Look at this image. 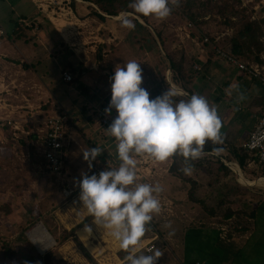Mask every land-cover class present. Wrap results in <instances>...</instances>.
Here are the masks:
<instances>
[{"label":"rangeland","instance_id":"obj_1","mask_svg":"<svg viewBox=\"0 0 264 264\" xmlns=\"http://www.w3.org/2000/svg\"><path fill=\"white\" fill-rule=\"evenodd\" d=\"M240 1L238 7L246 8L244 14L249 15V20L264 16L261 9L264 0ZM3 2L0 1V12L5 19L1 20V24L7 31L10 29L7 17L18 20L19 13L9 11L7 2L10 0ZM52 2L40 1L45 9H36L38 21L28 22L31 23V29L25 26L26 32L19 37L22 43L30 42L35 48L36 59H14L10 53L0 55V81L10 92L0 95L4 94L6 100L14 107L23 106L27 102L31 103L33 108L39 106L38 109L42 110L55 109V104L64 109L65 103L74 105L77 112L69 124L73 123L77 128L80 139H77L78 145L68 152L63 171L56 176L44 168L34 145L27 143L23 135L16 138L7 128L0 127V264H41L38 256L46 252L52 253L51 264H127L125 257L132 254L131 250H123L119 246L113 251L107 249L111 242L104 238V231L96 232V236L89 240V246L77 236V230L91 225L94 218L76 228L75 232V236L92 259L85 255L77 241L67 239L57 244L55 240L63 228L69 229L89 215L87 209L83 212L84 206L79 199L81 173L99 174L104 169L115 168L120 164L116 148L118 142L112 135L110 137L106 129L117 112L102 114L109 105L110 77L113 73H102L101 76L97 71L95 75L92 73L99 67H112L113 60H120L121 67L129 60H138L142 68L141 87L148 91L150 99L171 87L170 82L175 88H180L181 84L189 86V82L197 78V92H194L211 102L210 99L217 94L216 90L223 86L228 70L222 67L220 61L212 58L214 64L217 62L218 69H213L214 72L209 70L206 75L202 74V65L193 63L194 54L190 45L185 43L182 46L178 41V26L188 20L179 14L170 12L164 19L152 15L144 16L130 7L131 2L127 10L116 15L103 12L92 0ZM46 3L48 7L44 6ZM24 5L27 7L26 3ZM214 11L210 12L211 15L207 14L202 19L204 22L195 27L200 31V36L205 34L213 44L229 49L228 38L234 32V26L224 24V18ZM122 13L133 19L134 29L121 26L118 16ZM234 20L236 21L237 17ZM263 30L264 24H261L260 39L264 41ZM47 42H52L51 46L47 45ZM178 45H181L180 50ZM207 50H211V47L207 46ZM185 53L188 56L183 58ZM179 56L181 59H187L184 66L188 68L189 74L185 71L180 76L177 68L175 71L170 68L169 60L177 64ZM68 62L74 71L68 68ZM38 63L40 65L36 70L34 66ZM193 64L200 68L196 70L192 67ZM231 69L235 71L234 68ZM62 70H68L74 76L67 86L59 79ZM176 73L182 82L174 81ZM236 90H231L234 92L231 98L225 94L221 102L213 104L217 113L220 109L222 111L221 103L224 104L226 109L218 113L222 119L220 133L233 142L243 138L244 131L252 126L258 114L254 109L248 108V103L236 98ZM245 96L249 97L248 94ZM188 97L189 95L178 96L174 100H186ZM104 117L108 119L106 124L102 123ZM219 141H222V137ZM93 144L102 148L100 154L105 155L106 165L96 158L89 168L88 162L83 159V150L93 147ZM171 157L156 161L146 154V159L141 162L145 170L147 168L152 175L151 184L158 183L162 188L160 193L170 198L173 204L171 207L166 206L170 211L163 208L161 213L153 214L151 223L146 226V231L136 246L135 254L150 255L159 251L161 255L156 264H179L180 241L174 235L177 225L184 232L189 225H205L206 221L213 220L217 226L222 222L231 237L239 238L238 242L253 228L237 249L226 251L221 247L215 256L211 255L209 249V231L204 230L201 235L194 236L193 230H189L184 236L187 257L206 259L202 260L203 264H210L211 261L214 264H264V201L253 211L264 198V165L256 158L248 156L244 166L239 165L240 169H237L233 164L238 163L234 154L227 157L223 155L224 160L239 171L241 175L238 176L224 165H220L224 161H220L218 154L203 152L199 158L188 160L178 153ZM133 158L138 161L139 155L133 154ZM185 167H190V174L183 172ZM237 179L241 182L238 183ZM197 180L200 184L206 180L208 185L200 187ZM243 180L250 183H244ZM141 183L145 181L142 179ZM243 183L245 185H242ZM251 217L254 218L253 226ZM180 218L184 221L180 222ZM39 222L51 230L49 232L47 229L53 240V244L43 252L29 235V231ZM167 236H171L170 239H167ZM149 241L154 244V248L147 251ZM2 242L9 244L12 252H8L6 259L2 257ZM91 246H96L97 250L94 252ZM207 261L210 263H206Z\"/></svg>","mask_w":264,"mask_h":264},{"label":"clouds","instance_id":"obj_2","mask_svg":"<svg viewBox=\"0 0 264 264\" xmlns=\"http://www.w3.org/2000/svg\"><path fill=\"white\" fill-rule=\"evenodd\" d=\"M176 0H131L130 7L138 14L166 18L170 4ZM122 27L134 29L133 19L120 14ZM142 68L138 60H129L115 67L110 77V100L105 112L114 108L117 115L106 128L118 142L116 145L120 164L104 169L99 174L81 173L79 199L94 217L96 225L106 228L123 250H131L125 257L127 264H156L159 251L150 255L135 254L146 226L161 210L158 194L162 191L158 183H138L136 159L133 154H148L156 161H164L174 153L186 160L201 156L206 140L218 142L221 138L222 121L216 107L206 97L196 93L188 99L174 100L184 96L174 87L150 99L141 87ZM102 148L83 150V159L92 167V160ZM190 167L183 172L190 174ZM84 231L91 232L85 225Z\"/></svg>","mask_w":264,"mask_h":264},{"label":"built area","instance_id":"obj_3","mask_svg":"<svg viewBox=\"0 0 264 264\" xmlns=\"http://www.w3.org/2000/svg\"><path fill=\"white\" fill-rule=\"evenodd\" d=\"M32 1L37 9L40 10L45 9L43 3H40V1L53 3V0ZM46 4L44 6L48 7V4ZM178 31L180 32L178 36L180 43L183 44L185 40H190L201 52H206L205 46L209 45L214 59L228 66H233L237 70V74H245L250 78L264 82V47L258 54L257 59L242 58L232 53L229 49L224 48L222 45L213 44L205 34L200 38V31L189 20H186L182 25L178 26ZM2 34H4V30L0 28V35ZM261 41L264 43L263 40ZM194 68L198 70L200 66L195 64ZM61 77L64 82H70L74 76L70 71L62 70ZM0 89V93H10L8 92L7 86L1 81ZM3 95H0V127L7 128V131L16 138L23 135L27 143L34 145L36 153L42 158L44 168L56 176L60 175L63 171L68 152L73 145L77 144L76 138L73 135L72 126L69 124L71 118L68 116L67 111L56 104L55 109L48 110L38 109L39 106L33 108L31 103L28 104V102L23 104V106L15 105L14 107ZM107 121L108 119L106 117L102 118L103 124L108 123ZM241 148L252 159L256 158L260 164L264 165V101L260 108L257 121L254 127L248 132L246 139L242 142ZM145 157L146 154H140L138 161L136 160L137 182L141 183L143 179L145 183L151 184L150 177L152 175L141 164L142 160L144 161L146 159ZM158 199L161 203L160 211H163V208L166 209L167 205L171 207L173 204L172 200L165 197L162 193L158 194ZM170 210L167 208L166 211ZM221 229L223 232L226 231L224 227ZM148 243L149 245L146 247L147 251L154 248L152 242L150 243L149 241Z\"/></svg>","mask_w":264,"mask_h":264},{"label":"crops","instance_id":"obj_4","mask_svg":"<svg viewBox=\"0 0 264 264\" xmlns=\"http://www.w3.org/2000/svg\"><path fill=\"white\" fill-rule=\"evenodd\" d=\"M0 1L1 2H3V1L7 2V0H0ZM24 3L27 4V7L24 5ZM7 6H9L8 9L12 13L18 12L19 18L17 20V19H13L10 16L7 17L6 20L10 24L9 25L10 29L6 31L1 24V20L3 21L5 18L3 17L2 12H0V28H2L5 32V34L0 35V55L4 56V55H8V53H10V55H12L11 57L14 59H16V57L20 58V59L22 57H27L28 59H36L37 53L35 51V48L29 44L30 42H23L22 43L21 38L16 37V34H15L17 32L16 29L18 27L24 26V29H25V26H26L27 28L31 29L30 28V27H32L31 23L29 24L28 22L33 20V23H36L38 21L36 19L37 18L36 17V13H37L36 5L33 3L32 0H10V2H7ZM25 12H27V13H25ZM18 42H21L22 44H18ZM185 43H188L187 45H190V49L192 51V54H194L193 63L194 62L200 63V64L204 63L206 58L208 57V52H210V50H207V46H205L206 52H201L200 49L195 47L193 42H191L190 40H185L183 44L181 43V45L184 46ZM181 45L178 46L179 50H180ZM25 46H27V47H25ZM186 56H188L187 53L184 54L183 58ZM182 59H181V57L178 58V62L175 65V69H174V71L176 70V68L180 69V71H181V72H179L180 76H182L185 71H186V74H189L187 72V71H189L188 68H186V65L184 66L187 59H183V60ZM113 62H114V65H112V67H110V68H100V67L96 68L95 71L92 73V75H95L96 71H97V74H99L100 76L102 73H109V74L114 73L115 67L116 66L119 67V66H121V64H120V60L118 62L116 60H113ZM216 63L217 62L215 61V64L210 69L212 72H214L213 69H215V68L218 69L217 68L218 66ZM221 64H222V67L227 68L228 72H227V74H225L226 77H225V82H224L223 86L216 90L217 94H215V96L210 99L211 102H209V104L213 106V104L215 102L216 103L221 102L223 100L225 94L231 98L232 96H234V94H233L234 92L231 90L237 89L236 90L237 94L235 93L236 98H238L239 101L245 102L246 104L248 103V106H249L248 108L254 109V112H258V114H256L255 120H254L252 126L248 130L244 131L242 139L238 138L237 141L233 142L231 139H228L227 136H225V138H224V136H221L222 137L221 142L220 141L214 142V143L218 144L219 149H217L216 151H206V152L204 151V153H209V154H214V155L218 154L220 161H224V162L220 163V165H224L226 169H230L234 173H237L239 176V175H241L239 173V171L233 169L232 165H230L228 162H226L224 160L223 155L227 157V156H230V154H233V151L231 150V145H234L236 148L240 147L242 142L245 140L248 132L254 127V125L257 121V118L259 116V113H260V108H261L263 101H264V82H261L258 79L250 78L244 74H237V70L233 66H228V65L224 64L223 62H221ZM39 65H40V63H38L37 65L35 64L34 69L38 70ZM192 67H194V64ZM231 68H234L235 71H233ZM175 75H177V73ZM60 76H61V74L58 76V78ZM175 78H177V82L175 81L176 83L182 82L181 79H179L178 75ZM59 79L64 84V86L68 85V82H64L62 80V77ZM84 79H86V78H84ZM52 80L54 82V79H52ZM196 81H197V78H194V79H192L191 82H189V86L187 84H185V86H184V84L183 85L181 84V87L177 88V89L182 90V91L185 90L186 92L185 91H183V92L186 93V95L190 96L191 94L197 92V88L195 87ZM240 83H242V84H240ZM170 84H171V87H174V85L171 82H170ZM239 84H240V86H238ZM98 86L100 87V83ZM245 94H248L249 97L246 98L247 95L245 96ZM57 100H58V98H57ZM65 104H66L65 109L67 110V113H69V115H71L70 117L72 119L73 118L72 116L76 115L77 111L74 110L75 109L74 105L73 106L69 105V103L68 104L65 103ZM221 104H222L221 107H223V108H222V111H221V109H220V111L218 110L219 111L218 113H221L226 109L224 104L223 103H221ZM98 111H99V113H102V112H100V110H98ZM110 112L114 113V112H116V110H110L108 113H110ZM106 113L107 112H103L102 114L105 115ZM71 126H72V130H73V135L75 136L76 141H77V139H80L78 134H77V131H76L77 128L73 125V123L71 124ZM81 132H83V130ZM85 134H86V132H85ZM110 137H112V136L110 135ZM238 141H239V143H238ZM77 143H78V141H77ZM225 146H226V148H225ZM71 148H75V145H73ZM202 153H203V151H202ZM233 164L236 165L237 169H240L238 163L235 162ZM236 181L238 183L241 182L239 179H237ZM243 181H244V183H246L245 180H243ZM244 183L242 185H245ZM197 184L200 187H204V186L208 185V182L206 180H203L200 184L199 180H197ZM206 192H207V190H206ZM217 193L220 194V192H217ZM261 201H264V198L258 202L256 207L253 208V211L256 210V208L261 204L260 203ZM219 202L221 203V201H219ZM212 217L214 218L216 216H212ZM228 218L229 217H227V219ZM250 219H251L250 221H251L252 226H253L254 218L251 217ZM182 221H184V220H182L180 218V222H182ZM204 224L205 225H197V224L196 225H194V224L189 225L187 227V230L186 231L184 230V232H182L180 226L177 225V230L175 231L174 235H175V237L177 236V238L180 241L181 249H180V254L178 255L179 256V259H178L179 264H196V263L203 264L202 260H206V259L201 260V259L194 258V257H187L186 252H185L186 247L184 244V236L186 235V232L189 230H193L194 236L201 235L204 230H208L209 234L208 233L207 234L210 235V239H209L210 248L209 249H210L211 255L215 256V255H217L216 251L221 249V247L223 249H225L226 251H229V250L234 251L235 249H237V247L239 246V243H243V240L247 239V236L249 235L250 231L253 228L252 227L249 230V233L243 238V240H240L238 242L239 238L231 237L228 234L227 230L225 232H223V230L221 229V228H223L222 222H220L218 224V226L213 222V220L211 222L206 221ZM190 227H192V229ZM170 237L171 236H167L166 238L170 239ZM217 244H219L220 246ZM211 262L212 263L207 261L206 263L214 264L213 261H211Z\"/></svg>","mask_w":264,"mask_h":264},{"label":"trees","instance_id":"obj_5","mask_svg":"<svg viewBox=\"0 0 264 264\" xmlns=\"http://www.w3.org/2000/svg\"><path fill=\"white\" fill-rule=\"evenodd\" d=\"M92 1L103 12L111 15H116L120 11L127 10V6L131 2V0H92ZM240 4H241L240 0H176V3L170 4V8H171V12L179 14L180 16H184L186 19L193 22L197 26H199L200 23L204 22V20L202 19L207 14H210L211 11L215 10L214 13H217L222 18H224V24L234 26V32L228 38V41L230 43L229 50L232 53L242 58L257 59L258 54L264 47L262 41L260 40V36L262 33L261 24H264V16L257 19L249 20V15L244 14L246 8L245 7L239 8L238 6ZM261 9L263 12L264 6H262ZM236 17L237 20L235 21L234 18L236 19ZM16 30L17 32L15 34L16 37L18 38L22 36L25 31L24 27L22 26L18 27ZM201 37L202 36H200V38ZM47 44L51 46L52 42H47ZM213 56H214L213 52L210 50V52H208V57L206 58L205 62L201 64L203 75H206L211 69V65L212 66L214 65V59H212ZM175 65H176L175 62L170 59L169 66L172 67V69H175ZM67 66L69 69H71V71H74V68L71 66L70 62L67 63ZM178 70L180 72L179 68ZM176 80L177 79L174 78V81ZM93 147H95L94 144ZM217 149H219L218 144L206 140L205 144L203 145L202 151L203 152L216 151ZM231 150L233 151V154L237 159L239 165L241 167L244 166L245 161L247 159V153L242 150L241 146L236 148L234 145H231ZM173 155L175 156V153ZM96 158H98L100 162L106 165V162L104 160L105 159L104 154H98ZM91 218L94 217H92L91 215H87L75 226L69 229L63 228L61 234L55 237L57 244H60L67 239H73L78 243H80L77 237L75 236V232L79 227L85 225L87 221H89ZM48 230L49 232H51L50 229ZM20 235L22 236L23 232H21ZM1 247H2L1 248L2 257H4L5 259L8 258L6 257L8 252L12 254L10 250V245L6 244L5 242H2ZM80 247L83 249L85 255L89 259H92V256L89 254V252L84 248V246L81 243H80ZM38 257L39 259H41L39 261V263L41 264H51L53 262L51 252H46L43 255H39Z\"/></svg>","mask_w":264,"mask_h":264},{"label":"bare ground","instance_id":"obj_6","mask_svg":"<svg viewBox=\"0 0 264 264\" xmlns=\"http://www.w3.org/2000/svg\"><path fill=\"white\" fill-rule=\"evenodd\" d=\"M249 182L250 181H246ZM86 211V208L84 207L83 212ZM84 227H81L77 230L76 234L77 236L82 239L83 241H85V243L89 246V240L93 239L96 235V232H105L104 234V238L106 240H109L111 243L110 245L107 247V249H110L111 251L114 250L115 247L119 246L118 241H116L110 234L108 229L106 228H102L101 226H98L94 223V221L92 220V224L88 225V227L91 228V232L87 233L84 231ZM32 231H29V235L31 236L32 241L36 244V246L38 247V249L43 252L47 247H49L50 245L53 244V240L51 239V236L48 234L47 230L44 228V226L41 223H37L33 229H31ZM109 237V238H108ZM101 247V245H100ZM103 247V246H102ZM94 252L97 250L96 246H91L90 247ZM104 248V247H103ZM116 249V248H115ZM104 264H108V263H104Z\"/></svg>","mask_w":264,"mask_h":264},{"label":"water","instance_id":"obj_7","mask_svg":"<svg viewBox=\"0 0 264 264\" xmlns=\"http://www.w3.org/2000/svg\"><path fill=\"white\" fill-rule=\"evenodd\" d=\"M39 223H41V222H39ZM42 224V223H41ZM43 225V224H42ZM44 226V225H43ZM45 228V227H44ZM46 229V228H45ZM47 230V229H46ZM47 232H48V230H47ZM48 234H49V232H48ZM50 235V234H49Z\"/></svg>","mask_w":264,"mask_h":264}]
</instances>
